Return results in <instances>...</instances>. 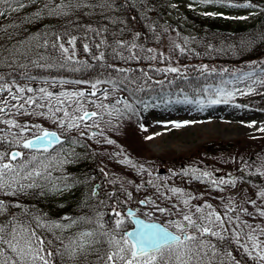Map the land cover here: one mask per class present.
<instances>
[{"label":"snow or ice","instance_id":"6c2138e0","mask_svg":"<svg viewBox=\"0 0 264 264\" xmlns=\"http://www.w3.org/2000/svg\"><path fill=\"white\" fill-rule=\"evenodd\" d=\"M196 2L230 8L257 7L252 0H244L243 3L237 0ZM34 4L35 0H0V18L18 14ZM98 7L112 9L121 7V4L113 2L99 5L95 0H46L34 16L17 15L16 19L23 24L31 23L43 15L63 18L67 23L61 26L62 30L46 31L19 40L18 24H9L0 29L4 34V39L0 40V68L6 69L0 73V93L8 92L9 99L16 102L9 105L8 100H0V116L9 117L0 119V124L6 126L0 128V215L8 214L6 221L0 223V264H240L233 256V244L253 264H264V226L242 220L240 213L247 216L253 214L247 208L235 205L233 198H228L221 215L207 202L192 205L190 202L195 197L173 187L171 193L183 205L182 208L175 204L172 206L177 210L176 213L160 207L150 198L138 203L150 207L151 211L140 212L132 208L124 211L123 205L126 202L118 198L117 190L102 191V186L94 183V177H76L65 171L66 165L80 159L81 154L75 150L76 147L87 148L80 139L68 135L73 129L91 130L90 133L81 131V138L100 136L105 143L114 144L115 141L105 136L102 124L116 127L123 119L139 116L149 108L161 105H195L202 110L213 105L229 104L237 95L259 94L257 89L264 87V60L251 61L247 69H223L218 81L208 79L217 73L215 68L201 65L199 76L203 78L202 83L190 91L176 83L188 81L186 67L169 63L154 70L165 77L176 74L172 80L153 79L149 71L144 69L120 67L117 61L138 63L154 59L164 61L168 58L163 53L154 55L153 49H144L136 43L139 33L131 42L123 39H112L109 42V36L114 34L110 33L107 24L101 22L93 28L91 23L82 25L79 20L72 19L74 14L84 15V9ZM203 14L226 19H247L246 16H225L222 11H205ZM111 23L120 26L118 31L121 34L127 32L123 21L117 19ZM72 30L84 32L85 38L103 37L92 46L98 51V55H92V60L100 69L98 78L88 81L58 79L53 76L43 78L42 83L52 86L85 83L90 84L91 91L65 90L55 93L47 87L36 89L15 83L18 77L41 80L31 74L32 69H63L71 72L92 69V63L77 58L75 45L78 37L71 35ZM180 40L182 42L172 41L173 51L178 50L182 55L191 52L188 38ZM258 42H264V31L242 36L231 47L243 52ZM208 47L215 50L212 44ZM83 50L90 53L92 48L84 44ZM225 74L227 78H224ZM29 93L31 95H27ZM86 103L93 105L95 110H86ZM25 109L32 111L26 112ZM15 114H35L52 119L57 130H49L39 124L21 125L11 118ZM113 121H116L115 125ZM170 123L179 129L194 121ZM141 128L146 131L143 125ZM152 138L147 137L149 140ZM114 155L122 156L123 152L121 150ZM118 163L136 167L127 156H123ZM139 169L148 171L144 165H139ZM244 169L251 171L252 165L245 163ZM100 171L106 178L109 176L103 169ZM197 171L196 168H189L183 174L198 180L209 178L216 187L229 184L235 186L236 178L217 179L208 171L194 175ZM255 174L264 175V160L260 161ZM108 183L115 184L116 181L108 180ZM85 184L89 185L88 194L80 204V213L75 216L65 215L52 219L47 213L34 210L21 202L27 196L64 194L71 192L77 185ZM142 186L135 185L137 189ZM118 191L129 199L132 196L123 183ZM256 195L264 199V189ZM248 203L256 206L255 200H249ZM13 209L19 211L14 212ZM156 213L161 216L166 214L168 218L160 220ZM256 213L264 217V207H257ZM106 216L115 219L108 220Z\"/></svg>","mask_w":264,"mask_h":264},{"label":"rangeland","instance_id":"374dc122","mask_svg":"<svg viewBox=\"0 0 264 264\" xmlns=\"http://www.w3.org/2000/svg\"><path fill=\"white\" fill-rule=\"evenodd\" d=\"M189 5L203 11H222L226 16L231 17L246 16L247 19H232L234 22L240 23L251 22L254 15L250 13L256 14V10L252 8L236 9L218 4L205 5L198 2L192 4L189 0H170L167 12L179 14ZM41 18L44 19L45 15ZM52 19L53 17H47V20ZM8 82L11 83V80ZM15 83L36 89L43 86L55 93L65 90L91 91L90 84L85 83L79 85L64 84L62 86L59 84L55 86L46 85L42 83V80H16ZM100 87H107V85H100ZM257 91L259 94L254 92L244 96L237 95L229 104L213 105L202 110L195 105L175 104L167 107L161 105L156 108H149L139 116L121 120L116 127L101 125L105 136L115 141L114 144L105 143L100 136L86 139L96 149L99 164L109 172L108 180L123 183L124 188L132 193L130 199L125 198L126 202L135 207L136 210L139 209L140 212L152 210L150 207L138 203L140 200L150 198L160 207L169 208L176 213L177 210L173 209L172 206L175 204L178 208H182L183 205L171 193L170 189L178 187L184 193L195 197L190 202L192 205H202L207 202L221 215L225 211L224 205L228 203V198H233L235 205L247 208L248 212L253 214L247 216L240 213L242 220L249 224L264 226V217H260L256 213L257 207H264V199H260L256 195L261 189H264V182L247 181L239 175H234L235 170L244 169L245 163L251 164L252 170L244 169V171L255 172V169L260 166V161L264 160V131H260V129H264V110L243 103L264 95V87L258 88ZM0 100H8L9 105L16 103L9 99V93L6 91L0 93ZM234 105H241V107ZM84 107L86 110H95L91 104L86 103ZM25 111L30 112L32 110L25 109ZM7 118L9 117L0 116V119ZM11 118L21 125L25 123L39 124L42 127L56 129L52 119H46L35 114H15ZM171 121L178 123L194 121V123L177 129L170 123ZM199 123L205 124V126L195 127V124ZM113 124L115 125L116 121H113ZM141 125L146 131L141 128ZM0 128H6V126L0 124ZM81 131L90 133L91 130L78 128L73 129L68 134H80ZM149 136L153 138L147 139ZM212 141H231L233 146L225 153L207 157L202 146ZM121 150L122 156L114 155ZM123 156H127L136 167L118 163L120 159H123ZM139 165H144L148 171H141ZM159 168H163V171L159 172ZM189 168L199 170L194 175L208 171L217 179L222 177L225 179L236 178L235 186L229 184L216 187L209 178L198 180L190 175H184V170ZM173 173L177 174L173 175ZM261 177L264 178V175ZM138 184H143V186L137 189L135 185ZM108 185L113 184L108 183ZM249 200H255L256 206L248 203ZM236 214L232 213L231 215ZM156 217L161 220L168 218L166 214L161 216L159 213H156Z\"/></svg>","mask_w":264,"mask_h":264},{"label":"trees","instance_id":"16d2710c","mask_svg":"<svg viewBox=\"0 0 264 264\" xmlns=\"http://www.w3.org/2000/svg\"><path fill=\"white\" fill-rule=\"evenodd\" d=\"M169 0H95V3L104 5L107 3H119L121 7L108 9L107 7L87 8L84 9V15L72 16V19L79 20L82 25L91 23L95 28L98 23L107 24L110 33L114 35L109 36V42L112 39H123L131 42L133 37L139 33V38L135 41L142 45L144 49H153L154 55L163 53L164 61L160 59L144 60L141 62L124 63L117 61L116 63L120 67H131L135 69H144L149 71V74L153 76V79H169L175 78L176 74H168L165 77L164 74L156 73L154 70L157 68H163L167 64L171 63L173 66L187 68L186 74L188 75V81L181 82L176 81L182 87H185L189 91L192 87L202 83L203 78L199 76V66L208 65L209 69L215 68L217 73L208 79L219 80L221 70L229 69L230 71L237 69H247V66L251 61L264 60V42H258L253 45L252 48L240 52L232 48L236 41L242 37L247 36L249 33H260L264 31V0H252L253 3L260 8L256 21L248 25L241 23H234L230 19H226L221 16H206L201 11L187 7L178 16H167L166 6ZM242 3L244 0H237ZM31 6V5H30ZM24 16H28L29 12L23 13ZM22 16L21 13L10 14L0 18V29L4 28L6 21L12 16ZM30 17V16H29ZM105 17H107L105 19ZM123 21V26L127 29V32L121 34L118 29L119 25L111 23L112 20ZM12 24H18L19 30L17 31V38L19 40H25L30 37L36 36L40 33L54 32L62 30V25H65L67 21L63 18L59 19L56 23L40 22L33 25L27 23L21 24L16 17L9 19ZM34 21V19H33ZM167 29V31H165ZM14 29H9L13 31ZM179 34V35H177ZM71 35L78 37L76 42L77 58L88 63H92L94 67L85 72H71L63 69H32L31 74L43 78L57 77L64 79H82L88 81H94L98 78V72L100 69L96 66V62L92 60V55L97 54L98 51L92 47L98 43L103 37L85 38V33L80 31H71ZM90 37V34H88ZM186 37L189 40L188 47L192 49L191 52L181 54L179 51H173L172 41L182 42L180 38ZM4 39V34L0 31V40ZM7 43V41H5ZM84 44H89L92 48L90 53L83 50ZM212 44L215 50H210L208 45ZM111 63V59L108 61ZM6 71L4 68H0V73ZM224 78H227L225 74ZM16 79H23L18 77ZM175 87V84L173 85ZM250 105L264 109V96L257 98L254 101L249 102ZM77 139H80L83 144L87 145V148L76 147V151L80 153V159L75 163H71L65 166V171L76 177H94L95 180H105L104 174L100 171L103 169L96 162V152L88 144V142L81 138L79 135H71ZM232 146V142L212 141L203 144L202 149L207 155H214L227 151ZM104 170V169H103ZM105 172V171H104ZM245 179L251 181H258L260 177L255 173H244L239 171ZM102 186V191L117 190V196L121 201H124V194L118 189L119 185L115 184L111 189ZM89 185H77L71 192H65L60 198H52L54 193H49L45 197L27 196L22 199V203L34 210H39L52 219H59L65 215L75 216L80 213V204L88 194ZM1 198V197H0ZM125 205V204H124ZM123 205V207H124ZM103 211H110V209H102ZM12 211L18 212L19 209H13ZM8 218V214L0 215V223H3ZM108 220H114L115 217L106 216ZM233 256L236 260L240 261V264H253V262L243 254L242 250L237 249L236 245H232Z\"/></svg>","mask_w":264,"mask_h":264},{"label":"bare ground","instance_id":"6f19581e","mask_svg":"<svg viewBox=\"0 0 264 264\" xmlns=\"http://www.w3.org/2000/svg\"><path fill=\"white\" fill-rule=\"evenodd\" d=\"M213 124V123H212ZM205 126V124H195V127H204ZM203 130V129H202ZM164 135V134H163Z\"/></svg>","mask_w":264,"mask_h":264},{"label":"water","instance_id":"95a60500","mask_svg":"<svg viewBox=\"0 0 264 264\" xmlns=\"http://www.w3.org/2000/svg\"><path fill=\"white\" fill-rule=\"evenodd\" d=\"M128 208H129V207H128ZM126 210H127V208H126ZM126 210H125V211H126Z\"/></svg>","mask_w":264,"mask_h":264}]
</instances>
